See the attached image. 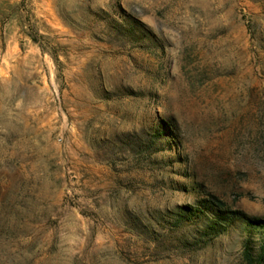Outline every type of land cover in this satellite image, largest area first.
Segmentation results:
<instances>
[{"label": "rangeland", "instance_id": "obj_1", "mask_svg": "<svg viewBox=\"0 0 264 264\" xmlns=\"http://www.w3.org/2000/svg\"><path fill=\"white\" fill-rule=\"evenodd\" d=\"M263 244L264 0H0V264Z\"/></svg>", "mask_w": 264, "mask_h": 264}, {"label": "trees", "instance_id": "obj_2", "mask_svg": "<svg viewBox=\"0 0 264 264\" xmlns=\"http://www.w3.org/2000/svg\"><path fill=\"white\" fill-rule=\"evenodd\" d=\"M217 202V201H216ZM221 205V204H220ZM213 228V227H212ZM214 229V228H213ZM262 259H264V244L262 245Z\"/></svg>", "mask_w": 264, "mask_h": 264}]
</instances>
